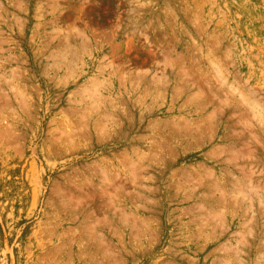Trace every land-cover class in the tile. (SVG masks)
I'll use <instances>...</instances> for the list:
<instances>
[{
	"label": "rangeland",
	"instance_id": "1",
	"mask_svg": "<svg viewBox=\"0 0 264 264\" xmlns=\"http://www.w3.org/2000/svg\"><path fill=\"white\" fill-rule=\"evenodd\" d=\"M0 264H264V0H0Z\"/></svg>",
	"mask_w": 264,
	"mask_h": 264
},
{
	"label": "bare ground",
	"instance_id": "2",
	"mask_svg": "<svg viewBox=\"0 0 264 264\" xmlns=\"http://www.w3.org/2000/svg\"><path fill=\"white\" fill-rule=\"evenodd\" d=\"M86 90V89H85ZM94 93V92H93ZM92 95V94H91ZM200 98V97H199ZM152 101V100H151ZM71 127V126H70ZM220 154V153H219ZM244 174V173H243ZM242 193V192H241ZM260 204V203H259ZM223 208V207H222ZM218 215V214H217ZM93 233V232H92ZM89 235H91V234H89Z\"/></svg>",
	"mask_w": 264,
	"mask_h": 264
}]
</instances>
